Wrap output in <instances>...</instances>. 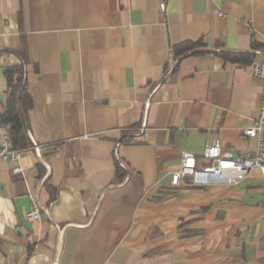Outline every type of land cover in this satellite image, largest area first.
Instances as JSON below:
<instances>
[{"label":"crops","instance_id":"0c3cea01","mask_svg":"<svg viewBox=\"0 0 264 264\" xmlns=\"http://www.w3.org/2000/svg\"><path fill=\"white\" fill-rule=\"evenodd\" d=\"M221 50L264 60V0H0V113L22 52L34 103L33 145L0 157V264H264L258 169L171 184L183 152L257 149L262 83Z\"/></svg>","mask_w":264,"mask_h":264},{"label":"built area","instance_id":"2783aa9c","mask_svg":"<svg viewBox=\"0 0 264 264\" xmlns=\"http://www.w3.org/2000/svg\"><path fill=\"white\" fill-rule=\"evenodd\" d=\"M250 69L253 78L262 83L258 116L253 125L244 129L246 137L257 139L256 151L235 154L230 150H224L220 141L216 140L205 146L201 155L202 163H199L196 154L183 152L181 166L172 173L173 186L238 184L256 169L261 172L264 180V60L251 63ZM35 148L40 153V146L36 143ZM22 151L23 149L14 146L9 125L0 118V157L17 161L21 158ZM22 170L21 166L14 168L15 172ZM28 216L32 220L41 219V210L35 202Z\"/></svg>","mask_w":264,"mask_h":264},{"label":"trees","instance_id":"16d2710c","mask_svg":"<svg viewBox=\"0 0 264 264\" xmlns=\"http://www.w3.org/2000/svg\"><path fill=\"white\" fill-rule=\"evenodd\" d=\"M166 1V0H163ZM257 47V45H255ZM204 43L202 41H185L173 47V53L177 60L189 54L206 53L208 50L203 49ZM225 61L234 64L248 65L254 59L253 52H233L228 50H221L217 52ZM21 63L8 66L5 69V76L8 80L7 107L0 113V118L9 125L10 133L13 138L14 146L16 148L25 149L33 145L30 138L31 120L30 110L34 103L33 98L28 89L27 77V56L25 52L21 53ZM40 176L45 172L40 165ZM117 173L120 180L126 176V172L122 167H117ZM56 196L51 197V201L55 200Z\"/></svg>","mask_w":264,"mask_h":264}]
</instances>
